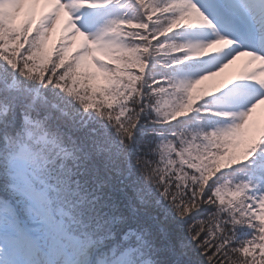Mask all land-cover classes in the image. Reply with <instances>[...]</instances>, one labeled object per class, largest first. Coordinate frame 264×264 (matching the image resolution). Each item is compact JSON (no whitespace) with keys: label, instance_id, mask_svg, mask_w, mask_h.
Segmentation results:
<instances>
[{"label":"snow or ice","instance_id":"snow-or-ice-1","mask_svg":"<svg viewBox=\"0 0 264 264\" xmlns=\"http://www.w3.org/2000/svg\"><path fill=\"white\" fill-rule=\"evenodd\" d=\"M113 3L0 0V264H264V191L221 184L250 159L264 181V0H126L80 25ZM194 112L212 127L173 130Z\"/></svg>","mask_w":264,"mask_h":264},{"label":"trees","instance_id":"trees-1","mask_svg":"<svg viewBox=\"0 0 264 264\" xmlns=\"http://www.w3.org/2000/svg\"><path fill=\"white\" fill-rule=\"evenodd\" d=\"M126 5V0H121V3H113L112 5L101 9L102 11L111 8L113 6H122ZM124 9V15L128 11L127 7L122 6ZM181 32V31H180ZM180 32L173 33L172 35L175 37V43L180 44L183 43L181 40ZM188 67L187 66H179L175 73L178 70H186ZM155 73H163L165 75H172L175 74L171 70H166L161 67H159V64L156 65L154 69ZM177 127H175L173 130L174 131H181L184 128H188L190 130H194L197 128H202L204 130H208L209 128L212 127V125L207 121L202 119L200 116H197V114L194 112L190 117L184 118L183 121H178L176 122ZM147 129V137L150 138L154 133L150 127L145 125ZM158 159V157H157ZM255 168V165H253L251 159L250 161L246 162V165L240 166L239 169H234V170H229L228 174L225 176L224 180L221 181V184L227 183L229 181L232 182V184L239 183L241 181L245 183H250V189L249 191L259 193L261 190V184L260 180L256 175H254L252 169ZM153 200H159L160 205L157 206L156 208L151 210V214L155 216L156 222H165L167 223L170 227L175 228L177 231H179L182 235H186L184 232V228L187 223L190 221H179L175 218V214L172 212L171 208L167 205V202L163 201V199L160 197L158 192H153L152 196ZM209 215V212L201 209L199 213L196 214V218L198 219H206L207 216ZM252 237V232L251 230L247 228H241L237 231L236 233V242H241L247 239H251Z\"/></svg>","mask_w":264,"mask_h":264},{"label":"rangeland","instance_id":"rangeland-1","mask_svg":"<svg viewBox=\"0 0 264 264\" xmlns=\"http://www.w3.org/2000/svg\"><path fill=\"white\" fill-rule=\"evenodd\" d=\"M123 7L122 6H113L105 11H99L97 10H84L81 14V21L80 25L85 28L87 31L95 33L97 29L107 20L111 19H117L121 16H124L123 14ZM12 8L10 7L7 11H11ZM6 9L2 6H0V19H2L5 15ZM201 29L196 30H188V31H181L180 37L183 43L190 40L194 35L201 32ZM240 39L244 40L245 43H256L259 39V34H256V38L253 39L250 37L247 29H242L240 32ZM236 69H230L229 73L234 72ZM176 76L179 78H194V74L191 72L189 68L186 70H178L175 73ZM219 79V78H218ZM248 93L251 94V89H247ZM261 184V190L264 191V181L260 180ZM259 191V192H260ZM259 195V193H257Z\"/></svg>","mask_w":264,"mask_h":264}]
</instances>
